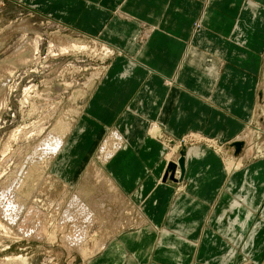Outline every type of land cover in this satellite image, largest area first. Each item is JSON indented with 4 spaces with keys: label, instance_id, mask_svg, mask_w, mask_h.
<instances>
[{
    "label": "crops",
    "instance_id": "1",
    "mask_svg": "<svg viewBox=\"0 0 264 264\" xmlns=\"http://www.w3.org/2000/svg\"><path fill=\"white\" fill-rule=\"evenodd\" d=\"M198 20L202 31L193 33ZM81 28L109 39L121 54L71 126L55 167L79 174L93 163L107 128H116L126 146L106 160L104 172L149 224L140 234L108 240L113 253L102 250L88 263L143 264L139 252L122 248L156 229L180 232V243L197 246V253L205 247L201 262L208 264L214 248L222 256L242 243L260 258L254 254L264 249V158L242 159L227 175L217 155L195 146L205 154L184 162L183 191L174 196L162 181V146L145 126L152 120L174 136L198 131L227 145L243 132L264 88V0H81ZM147 29L146 40L136 41Z\"/></svg>",
    "mask_w": 264,
    "mask_h": 264
},
{
    "label": "rangeland",
    "instance_id": "2",
    "mask_svg": "<svg viewBox=\"0 0 264 264\" xmlns=\"http://www.w3.org/2000/svg\"><path fill=\"white\" fill-rule=\"evenodd\" d=\"M198 24L199 20L193 24V33L197 31ZM147 31L148 29L142 30L136 41L143 43ZM235 41L241 43L237 39ZM119 54L121 52L109 39L101 38L98 32L81 28V0H0V195H5L2 194V198L5 197L3 201L0 198L3 202H0V264H83L80 252L75 248L72 250L73 247L64 242L67 235L72 238L76 236L78 228L81 227L79 225L88 226V247L93 244L94 237H108L102 247V255L113 253L112 241L106 246L108 240H120L127 234L135 233L139 227L149 225L143 210L132 201L129 202L131 199L123 196L104 172L107 160L104 159V149L112 148L118 141L122 145L120 147L124 148L126 145L125 138L116 128H107L94 154L93 163L76 175L69 174L70 167H55L54 158L60 151L41 154L40 149L44 145L39 146L43 138L47 139L52 134L59 135L63 143L65 142L71 126L77 120L95 85ZM260 93L253 116L239 135L243 148L238 157H233L225 149L231 142L227 145L198 131L174 136L159 126L162 131L154 140L162 146L160 160L164 163L165 171L170 162L176 163L174 172L179 170L177 160L182 152L195 146L211 150L223 163L230 157L240 159L241 162L244 159V163L264 158V88ZM151 123L156 124L151 120L145 126V134L149 138H152ZM114 133L123 140L112 136ZM169 151L170 157L166 159ZM85 170L91 174L90 178L85 179ZM182 179L180 177L174 181L162 177L163 182H169L172 186L174 196L183 191ZM102 180L104 187L106 186L105 191H112L113 197L112 202H104L105 209L112 208L108 218L104 217L103 211L100 214L95 211L94 215L98 216L92 224L84 222L85 215L81 216L83 214H78L74 222L72 219L70 221L63 218L65 216L61 212L62 207L69 202L72 195L82 194L84 203L91 198L99 200L106 193L101 186L99 188ZM48 201L53 202L49 204ZM54 201L60 202L59 207L55 206ZM14 208L18 213L12 212ZM74 208L77 210V207ZM5 214L9 217L11 215L13 221ZM39 217L43 218L39 220ZM111 219L125 221V225L122 223L115 228ZM160 225L161 222L156 226ZM42 228L43 231H40ZM141 232L138 230L137 234ZM160 233L157 229L146 230L145 240L129 239V246L122 249L131 254L139 252L137 257L143 264L205 263L201 262L206 255L205 247L197 253V246L187 242L181 244L178 237L180 232L172 230L166 231L161 244H158V239L162 236ZM257 235L261 239L263 232L257 231ZM141 243H148L150 246L143 247ZM122 249L119 251H123ZM238 249V259H229L228 264H264V249L254 254L260 255V258H255L257 261L252 253H248L249 248L244 243L235 252ZM214 251L217 255L211 258L213 263L209 264H221L222 248H214ZM17 256L21 257V262ZM88 262L90 260L86 264ZM205 264H208L207 261Z\"/></svg>",
    "mask_w": 264,
    "mask_h": 264
},
{
    "label": "bare ground",
    "instance_id": "3",
    "mask_svg": "<svg viewBox=\"0 0 264 264\" xmlns=\"http://www.w3.org/2000/svg\"><path fill=\"white\" fill-rule=\"evenodd\" d=\"M251 2V1H250ZM250 4V6H253V4H251V3H249ZM238 27V26H237ZM197 29V31H195V32H199L200 30L202 31V29L200 28V24H198V27H196ZM200 28V29H199ZM236 28V27H235ZM152 124V123H151ZM162 130H160V127H159V125L156 123V124H152V126H151V129H150V137H152L153 139H156L158 136H159V134H160V132H161ZM75 132V131H74ZM189 133V132H188ZM51 135V134H50ZM76 136H78V135H76ZM110 136V135H109ZM108 136V137H109ZM112 136H115L116 138H120V140H123V138L122 137H120L119 135H117L116 133H114V134H112ZM162 136V135H161ZM188 137H189V135H188ZM204 137V136H203ZM202 137V138H203ZM201 138V137H200ZM240 137L238 136L234 141H236V140H240L239 139ZM77 139V138H76ZM186 139V138H185ZM184 139V140H185ZM195 139V138H194ZM208 139V138H207ZM70 140V139H69ZM164 140V139H163ZM106 141V140H105ZM186 141V140H185ZM193 141V140H192ZM243 142V141H242ZM63 141L59 138V135H57V134H52L50 137L48 136L47 137V139H44L43 138V141H42V143H41V141H40V144H39V146L40 145H44L40 150L42 151H40L41 152V154L42 153H50V154H54L55 152H57V151H60V153L59 154H61V152H63V150H64V144H66L65 142L63 143ZM62 144V145H61ZM72 145V144H71ZM106 145V144H105ZM216 145V144H215ZM120 146H122V145H120V142L118 141V142H116V143H114V145L112 146V148H106V149H104V153H105V158L104 159H108L110 156H112V154H114L116 151H118V150H120V149H123V147H120ZM126 146V145H125ZM36 147V146H35ZM38 147V146H37ZM103 148V147H102ZM169 148V147H168ZM39 149V147L37 148V150ZM215 149V148H214ZM226 150H227V152H229L233 157H238L237 155L238 154H234V150H233V148L232 147H230V146H228L227 148H225ZM171 151H173V149L171 150ZM171 151H169L168 152V154H166V159H168L167 157H170V153H171ZM32 152V151H31ZM36 153H38V151H36ZM35 153V154H36ZM45 153V154H46ZM58 153V152H57ZM69 153V152H68ZM241 153L242 152H240V155H241ZM34 154V153H33ZM59 154H58V156H59ZM204 154H205V151L204 150H201L200 148H198V147H193V148H189L186 152L184 151V162L186 161V160H188V158L189 157H191V156H194V157H202V156H204ZM172 155V154H171ZM57 156V157H58ZM38 157V156H37ZM172 157V156H171ZM59 159H61V158H59ZM58 161V160H57ZM178 161V160H177ZM43 162V161H42ZM176 162V161H175ZM176 164V163H175ZM177 164H178V162H177ZM241 164H242V162L240 161V159H234V158H232V157H230V158H228L227 160H225L224 161V167H223V169H224V171L227 173V175H231L233 172L235 173V172H238V170L240 169V166H241ZM262 164H263V162H262ZM257 165V163L255 164V166ZM260 167V166H259ZM95 168V167H94ZM92 169V168H91ZM89 171H90V169H88ZM180 170V169H179ZM179 170H176L173 174H175L174 176H175V178H177V179H179L180 178V174H181V172H179ZM251 172V171H250ZM84 173V172H83ZM93 174V173H92ZM84 176H86L85 177V179H87V178H90L91 177V174L90 173H88V172H86V170H85V175ZM256 176V175H255ZM93 179V178H92ZM15 180V179H14ZM229 180V179H228ZM91 181V180H90ZM107 181V180H106ZM13 182H15V181H13ZM88 182V181H87ZM262 182V181H261ZM19 183V182H18ZM91 183V182H90ZM109 183V182H108ZM230 183V182H229ZM100 184V183H99ZM98 184V185H99ZM113 184V183H112ZM82 185V184H81ZM110 185V184H109ZM258 185V184H257ZM8 186V185H7ZM13 186V185H12ZM100 186L104 189L105 187H104V182H103V180H102V182H101V184L99 185V188H100ZM9 187V186H8ZM11 187V186H10ZM83 188V187H82ZM8 189V188H7ZM7 189H6V191H7ZM108 189V188H107ZM9 190V189H8ZM100 190V189H99ZM2 191V190H1ZM110 191V190H109ZM103 192H106L104 195H101L100 196V198H99V200H96V199H93L92 200V198L90 199V201H88V202H85L84 203V200L82 199V194H81V196L80 195H77V194H74V195H72V197H70L71 199L69 200V202L67 203V204H63L64 206L62 207L63 208V210L61 211L62 213H63V215L65 216V217H63V218H68V219H70V221H71V219L73 220V222L75 221V218H77L78 216V214H83V215H81V216H84L83 217V219H84V222H88V223H91L92 224V222L94 223L95 222V220H96V216H98V214L95 216L94 214H95V211H97V212H99V214L101 213V211H103V213H104V217H109L110 215H111V209L110 208H104V202L106 201V200H110V202H112L111 201V199L113 198L112 197V191L111 192H107V191H105V189L103 190ZM3 194V193H2ZM2 194L0 195L1 197L0 198H2ZM4 195V194H3ZM5 196V195H4ZM3 196V197H4ZM114 196V195H113ZM5 198V197H4ZM4 198H2V201H3V199ZM48 198V197H47ZM119 198V197H118ZM128 198V197H127ZM120 199V198H119ZM123 200V199H122ZM5 201V200H4ZM9 201H10V199H9ZM13 201V200H12ZM16 201V200H15ZM114 201H116V200H114ZM119 201V200H118ZM117 201V202H118ZM131 200H129V202H130ZM0 202H1V199H0ZM5 202H7V201H5ZM49 202V204H51L53 201H48ZM54 202H56V204H55V206H57V207H59V205H60V202L59 201H54ZM122 202V201H121ZM127 202H128V200H127ZM1 203H3V202H1ZM0 203V204H1ZM15 203V202H14ZM86 203H87V205H86ZM133 203V202H132ZM239 204V202L237 201H234L232 204H234V205H238ZM7 204V203H6ZM111 204V203H110ZM17 205V204H16ZM15 205V206H16ZM109 205V204H108ZM118 205V204H117ZM2 206V205H1ZM0 206V207H1ZM7 206V205H6ZM6 206H4L3 205V207H6ZM9 206H11V204L9 205ZM19 206H21V205H19ZM52 206V205H51ZM112 206V205H111ZM127 206V205H126ZM200 206V205H199ZM8 207V206H7ZM12 207V206H11ZM10 207V208H11ZM32 207V206H31ZM69 207H71L72 209H70ZM74 207H77V210H76V208H74ZM109 207V206H108ZM128 207V206H127ZM137 207V206H136ZM13 208V207H12ZM61 208V209H62ZM115 208V207H114ZM117 208H119L118 206H117ZM126 208V207H125ZM3 209V208H2ZM1 209V212H4L3 210ZM7 209V208H6ZM15 209V208H14ZM21 209V208H20ZM19 209V210H20ZM35 209L37 210V207H35ZM103 209V210H102ZM124 209V208H123ZM13 209H11V211H12ZM31 211H32V208L30 209ZM35 210V211H36ZM76 210V211H75ZM114 210V209H113ZM126 210V209H125ZM130 210V209H129ZM7 211V210H6ZM9 211V210H8ZM10 211V212H11ZM16 211V209L15 210H13L12 212H15ZM33 211H34V209H33ZM38 211V210H37ZM75 211V212H74ZM119 211V210H118ZM17 212V211H16ZM42 212V211H41ZM77 212V213H76ZM114 212V211H113ZM124 212V211H123ZM122 212V213H123ZM126 212V211H125ZM129 212V211H128ZM134 212H136V211H134ZM18 213V212H17ZM40 213V212H39ZM116 213V212H115ZM15 214V213H14ZM31 214V213H30ZM36 214H38V213H36ZM124 214V213H123ZM131 214V213H130ZM138 214V213H137ZM140 214V213H139ZM250 214V213H249ZM2 215H4V214H2ZM8 215H9V212H8ZM8 215H6L5 214V216H8ZM13 215V214H12ZM115 215V214H114ZM119 215H121L120 213H119ZM125 215V214H124ZM126 215H128V214H126ZM15 216V215H14ZM44 216V215H43ZM101 216V215H100ZM12 216L10 215V217L8 216V218L11 220V222L13 221L12 220V218H11ZM16 217V216H15ZM35 217H36V215H35ZM125 217H128V216H125ZM142 217V216H141ZM245 217V216H244ZM41 218H43V217H39L38 219L40 220ZM134 218V217H133ZM15 219V218H14ZM117 219V218H116ZM115 219V220H116ZM120 219H121V217H120ZM116 220V221H112V219L110 220V221H112L111 223H112V225H114L115 226V228H118V227H120L121 226V224L122 223H124V222H121V220ZM34 220V219H33ZM63 220V219H62ZM61 220V221H62ZM143 220V219H142ZM9 221V220H8ZM10 222V221H9ZM8 222V223H9ZM129 222V221H128ZM141 223V222H140ZM144 223V222H143ZM13 224H14V222H13ZM86 224V223H85ZM129 224V223H128ZM142 224V223H141ZM75 225V224H74ZM109 225H110V223H109ZM124 225H125V223H124ZM130 225H131V223H130ZM133 225V224H132ZM5 226V225H4ZM12 226V225H11ZM77 226V225H76ZM79 226H81L80 228H78V231H77V234H76V236H74V238H72V236L70 237L69 235H67L65 238H64V242H65V244H69L68 246L70 247H73V249L72 250H74V248L76 249V250H78L79 252H80V254H81V258H82V260H83V264H86V262L87 261H91V259L95 256V255H97L99 252H101L102 251V247L106 244V240L108 239V237L106 238H104V239H98V238H96V237H94V242H93V244L90 246V247H88V236L90 235L89 233H88V226L87 225H79ZM102 227V226H101ZM106 227V226H105ZM9 229V228H8ZM43 229L44 228H42V229H40V231L42 230L43 231ZM33 230V229H32ZM112 230V229H111ZM115 230V229H114ZM114 230L112 231V232H114ZM38 231V230H37ZM90 231V230H89ZM116 231H117V229H116ZM120 231V230H119ZM35 232V231H34ZM39 232V231H38ZM37 232V233H38ZM100 232V231H99ZM162 234H165L166 233V230H163V232L162 231H160ZM198 232V231H197ZM94 233V232H93ZM111 233V232H110ZM211 234V233H210ZM37 235V234H36ZM92 235V234H91ZM180 235V234H179ZM109 236V235H108ZM189 236V235H188ZM214 237V236H213ZM181 238V237H180ZM256 238V237H255ZM51 239V238H50ZM91 239H92V237H91ZM106 239V240H105ZM164 239V238H163ZM216 239V238H215ZM218 239V238H217ZM61 240H63V239H61ZM90 240V239H89ZM162 240V239H161ZM199 240V239H198ZM220 240V239H219ZM92 241V240H91ZM161 242V241H160ZM63 243V242H62ZM161 244V243H160ZM198 244V243H197ZM202 245V244H201ZM65 247H66V245H65ZM69 247H67V248H69ZM238 247V246H237ZM199 248H201V247H199ZM229 248V247H228ZM69 250V249H68ZM195 251V250H194ZM173 252V251H172ZM180 252V251H179ZM227 252V251H226ZM195 253V252H194ZM236 254V252L234 251V250H231V251H229V252H227V253H225L224 255H222L221 257V262H219V263H221V264H228V260L230 259H232V258H235V255ZM225 256H227L226 258H224ZM18 257V256H17ZM16 257V258H17ZM14 258V257H13ZM16 258H14V259H16ZM19 259H20V261L19 262H21V257H18ZM8 259V258H7ZM12 259V258H11ZM18 259V260H19ZM223 259V260H222ZM17 261V260H16ZM23 261V260H22ZM206 263V262H205ZM251 264V263H250ZM253 264V263H252Z\"/></svg>",
    "mask_w": 264,
    "mask_h": 264
},
{
    "label": "water",
    "instance_id": "4",
    "mask_svg": "<svg viewBox=\"0 0 264 264\" xmlns=\"http://www.w3.org/2000/svg\"><path fill=\"white\" fill-rule=\"evenodd\" d=\"M229 146L234 149V154H238L243 148V142L240 140L232 141L229 144ZM178 166L180 167V171H181L180 177H182L181 175H182L183 170H184V153L183 152H182V156H180V158L178 159ZM175 167H176V164L173 162H170L166 168L163 179L168 178V179L176 181L177 178H175L174 174H173Z\"/></svg>",
    "mask_w": 264,
    "mask_h": 264
}]
</instances>
